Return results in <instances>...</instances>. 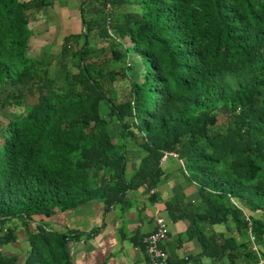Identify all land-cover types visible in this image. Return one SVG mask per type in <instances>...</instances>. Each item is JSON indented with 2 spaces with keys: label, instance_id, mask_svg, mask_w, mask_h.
<instances>
[{
  "label": "trees",
  "instance_id": "16d2710c",
  "mask_svg": "<svg viewBox=\"0 0 264 264\" xmlns=\"http://www.w3.org/2000/svg\"><path fill=\"white\" fill-rule=\"evenodd\" d=\"M48 1L0 0V86L16 89L0 97V245L22 229V264H69L72 234L30 229L34 217L91 202L106 208L126 189H153L169 152L197 202L166 210L186 220L185 238L201 252L166 264H256L246 230L259 247L264 0H88L81 29L57 53L31 57L29 12ZM229 223L232 232L201 229ZM0 264L17 257L0 252Z\"/></svg>",
  "mask_w": 264,
  "mask_h": 264
},
{
  "label": "crops",
  "instance_id": "0c3cea01",
  "mask_svg": "<svg viewBox=\"0 0 264 264\" xmlns=\"http://www.w3.org/2000/svg\"><path fill=\"white\" fill-rule=\"evenodd\" d=\"M87 1L49 0L50 3L47 6L29 12V25L34 23L33 15H39V19L47 23L45 9L50 8L60 17V24L63 22L66 28L72 30L70 33L78 32L81 29L79 15ZM104 6L106 13L114 9L108 3ZM95 7L96 5L90 6V8ZM49 24L51 25V22ZM53 24L57 25V22L55 21ZM135 59L134 56L129 55L127 60ZM178 162L180 161L176 156L167 157L159 164L163 174L153 189H147L145 185L134 190L126 189L122 194L123 199L106 208L99 202H92L75 210L56 211L48 218L34 217L28 228L32 229L36 224H40L45 231L72 234V239L67 245L69 264H146L142 239L152 231L154 217L161 216L165 218L167 225L166 238L161 243V247L166 252L168 260L175 263L190 259L201 252L200 244L195 237L186 240V220H172L167 213V210H171L173 207L167 208V206L177 207L179 203L184 205L185 202L191 204L197 202L195 185L187 183L184 179L181 173L182 163ZM130 172L127 168V175ZM148 190H152V194H149ZM175 200H178L177 205H175ZM229 203L232 207L240 209L243 214L245 213V220L249 223L248 212L243 210L240 205L237 206L234 200H230ZM249 217L257 218L259 214L251 213ZM262 219L264 220L263 217ZM222 227L230 229L232 232L230 223L226 226L222 225ZM201 229L205 235L212 234V236L213 233L221 231L218 225L204 226ZM248 229L250 231L249 224L247 232ZM23 234L24 231L18 229L15 243L0 245L1 253L17 257V264L23 263L28 249ZM257 248L259 249L258 246ZM262 257H264V253ZM168 260L167 262H169ZM199 261L201 264H211L206 257H201Z\"/></svg>",
  "mask_w": 264,
  "mask_h": 264
},
{
  "label": "rangeland",
  "instance_id": "374dc122",
  "mask_svg": "<svg viewBox=\"0 0 264 264\" xmlns=\"http://www.w3.org/2000/svg\"><path fill=\"white\" fill-rule=\"evenodd\" d=\"M39 18H40L39 15H33L32 20L34 21V23L31 26L29 25L33 33V36L29 39V42H28V45H29L28 55L31 57L38 56L42 53H47V54L57 53L59 45L61 44L62 38L65 35L70 34V32L72 31L68 27L66 28L63 22L60 24V21H61L60 17H58L56 13L53 12V10L51 11L50 8L45 9V18H47V21H48L47 23H45L43 20H40ZM55 21L57 22V25L53 24ZM49 22H51V25L49 24ZM68 26L71 28L70 25ZM100 42L102 41L101 40L97 41V43H100ZM136 60L137 59L133 61L128 60V63L131 66L133 65L134 67L132 77H137L136 71L137 69H139V66L137 64L138 61ZM15 90L16 89H14L8 83H3L0 86V97L4 96L6 92L8 91H15ZM218 227L221 230L223 229L222 225H218ZM263 245H264V241H262L259 244V248L262 251V253H264Z\"/></svg>",
  "mask_w": 264,
  "mask_h": 264
},
{
  "label": "built area",
  "instance_id": "2783aa9c",
  "mask_svg": "<svg viewBox=\"0 0 264 264\" xmlns=\"http://www.w3.org/2000/svg\"><path fill=\"white\" fill-rule=\"evenodd\" d=\"M167 157H176L174 153L165 152L159 160L162 163ZM152 194V190H148ZM233 203V202H232ZM234 204V203H233ZM167 225L164 217L155 216L153 219V229L142 239V249L146 257V264H166L167 254L162 249L161 243L166 238ZM251 242V251L256 254L258 261L256 264H264V257H261L254 243V238L249 229L247 232Z\"/></svg>",
  "mask_w": 264,
  "mask_h": 264
},
{
  "label": "clouds",
  "instance_id": "9594fccd",
  "mask_svg": "<svg viewBox=\"0 0 264 264\" xmlns=\"http://www.w3.org/2000/svg\"><path fill=\"white\" fill-rule=\"evenodd\" d=\"M236 206V204H234Z\"/></svg>",
  "mask_w": 264,
  "mask_h": 264
}]
</instances>
